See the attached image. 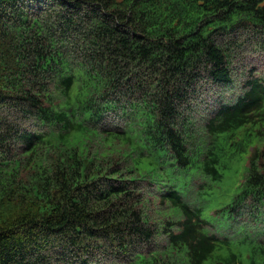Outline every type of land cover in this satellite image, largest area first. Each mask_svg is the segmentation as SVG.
Here are the masks:
<instances>
[{
	"label": "trees",
	"instance_id": "trees-1",
	"mask_svg": "<svg viewBox=\"0 0 264 264\" xmlns=\"http://www.w3.org/2000/svg\"><path fill=\"white\" fill-rule=\"evenodd\" d=\"M0 264H264V0H0Z\"/></svg>",
	"mask_w": 264,
	"mask_h": 264
},
{
	"label": "rangeland",
	"instance_id": "rangeland-1",
	"mask_svg": "<svg viewBox=\"0 0 264 264\" xmlns=\"http://www.w3.org/2000/svg\"><path fill=\"white\" fill-rule=\"evenodd\" d=\"M244 167L233 166L228 172L225 180L223 181L219 191L216 193V199L214 202V207L217 205H224L225 202L232 198V195L236 189V183L243 175Z\"/></svg>",
	"mask_w": 264,
	"mask_h": 264
}]
</instances>
